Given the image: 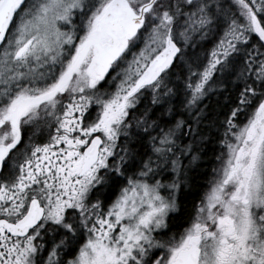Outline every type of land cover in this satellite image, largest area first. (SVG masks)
Returning a JSON list of instances; mask_svg holds the SVG:
<instances>
[{"label":"snow or ice","instance_id":"snow-or-ice-1","mask_svg":"<svg viewBox=\"0 0 264 264\" xmlns=\"http://www.w3.org/2000/svg\"><path fill=\"white\" fill-rule=\"evenodd\" d=\"M0 264H264V0H0Z\"/></svg>","mask_w":264,"mask_h":264},{"label":"trees","instance_id":"trees-1","mask_svg":"<svg viewBox=\"0 0 264 264\" xmlns=\"http://www.w3.org/2000/svg\"><path fill=\"white\" fill-rule=\"evenodd\" d=\"M205 102L208 103L209 101H205ZM207 156L209 158L206 160L205 163L201 164L200 169L198 170V172L196 173L193 179L194 187L186 197L189 208L195 201L199 199V196L203 192L204 188L207 185V181L210 178L211 170L212 167L214 166V157H212L211 155V147L209 149ZM186 219L187 217H184L182 214L173 230L179 231L184 226V221Z\"/></svg>","mask_w":264,"mask_h":264}]
</instances>
